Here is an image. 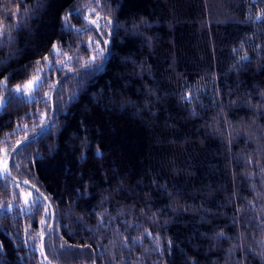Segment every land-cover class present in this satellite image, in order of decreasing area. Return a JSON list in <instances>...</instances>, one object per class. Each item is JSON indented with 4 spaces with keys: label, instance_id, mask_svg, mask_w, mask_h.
I'll list each match as a JSON object with an SVG mask.
<instances>
[{
    "label": "trees",
    "instance_id": "obj_1",
    "mask_svg": "<svg viewBox=\"0 0 264 264\" xmlns=\"http://www.w3.org/2000/svg\"><path fill=\"white\" fill-rule=\"evenodd\" d=\"M262 10L264 0H0V24L19 25L14 42L0 46V100L37 75L34 68L47 75L34 92L43 99H13L0 111V159L43 128L49 85L60 80L50 127L11 162L13 175L53 205L51 261L264 264ZM92 19L108 58L102 37L88 30ZM91 39L105 48L100 69H83L95 54ZM54 43L80 63L51 68L43 58L53 60ZM13 181L0 175V205L12 206L0 209V264H47L49 205L21 214L23 190L37 193Z\"/></svg>",
    "mask_w": 264,
    "mask_h": 264
},
{
    "label": "snow or ice",
    "instance_id": "obj_2",
    "mask_svg": "<svg viewBox=\"0 0 264 264\" xmlns=\"http://www.w3.org/2000/svg\"><path fill=\"white\" fill-rule=\"evenodd\" d=\"M96 2H98V0H96ZM17 11H19V9H17ZM24 16L25 17L27 16V9H25ZM63 20H64L63 30L67 31V32L73 31L74 26L71 24L70 20L67 17H64ZM255 20L264 22V10H262L261 12H259V14L256 15ZM88 23L90 25L95 26V28H89L88 29L89 31L96 30L98 32V35L103 37L104 33L98 31L100 25L98 24L96 19L88 20ZM110 24H111V21L108 20V21L105 22L103 27L107 28ZM18 26H19L18 24L11 25V26H5V25L0 24V46H3L4 44H7V43H13L14 42L15 38L11 35V30H12V28H15V27H18ZM75 31L79 32L80 30L76 29ZM103 43H104V45H107L108 41L104 40ZM87 45H88V48H92L93 46L95 47V54L94 55H90L88 57V59L83 62V67L89 68L90 66L95 64L97 69L102 68V60L104 59V55L103 54H104L105 48L100 46L101 45L100 40L91 39V40H89L87 42ZM69 48H71V45H69ZM51 55L53 57V60H49V57L46 55L43 58L44 61L47 62L51 68H55L57 66V63H58L61 66L60 67L61 71H63V65L67 64L69 61L75 60L76 63L79 64L80 60H81V58L79 56H75L74 57L72 55H69L68 52L63 51L55 43L52 45ZM60 56H63L64 59L56 61L55 58L60 57ZM240 59L241 60H247V57L246 56H242ZM98 60L100 61V63H96ZM0 63H2V61H0ZM35 63L39 64L40 61H36ZM27 67L28 66L26 65L25 68H27ZM34 71L37 73V75L33 76L30 80H28V82L25 83L23 85V87L17 85L15 87V89H8L9 97H8V99L3 100L2 102H0V111H2L4 109V107H6L13 99H21L22 98V100H21L22 103H36V102H38V100L43 99V96L37 98L34 95V92L39 90L41 87L44 86V84L46 83V80H47V75L45 74V76L42 78L39 75V73H41L43 70L40 69V68H34ZM6 81H7V77H5L3 81H0V88H6L7 87ZM49 86L50 87H55V85H49ZM24 90H28L27 96L23 95ZM17 94H19V95H17ZM48 95H49V98H50V94H48ZM45 102H47V101H45ZM26 115H30V114H26ZM41 115L43 117H45V118L47 117V113H42ZM34 123H36V122H34ZM24 127L27 128V125H25ZM19 128H20V126L18 125L17 129H19ZM8 135H10V134H5L6 137ZM229 135H231V133H229ZM25 140H27V137H25ZM30 143L31 142L29 141V144ZM19 154L20 153L17 152V155H19ZM37 155H38V153H37ZM8 159L9 158L7 156V152L5 151L3 159H0V175H6V176H8L10 178L11 177V171L9 169ZM13 167H19V162L18 161H14L13 162ZM261 171L264 172V168H262ZM13 182L17 183V184H19V183L28 184L29 183L27 180H23V181H19V182L13 181ZM4 186L7 187V184H5ZM36 193L37 194H36L35 199H32L31 202H29V197L31 196V192H29L25 196V199H24L25 207L24 208H20L19 207V201L16 202L15 206L17 207L18 211L21 214H25V215L31 216L33 208L36 209L37 213H39L41 210H45L44 201L47 198L44 197L42 194H40L38 189L36 190ZM249 205L253 206L252 202H249ZM10 207H12V206L7 204V203H5L3 205H0V209H3L5 211L8 210ZM48 207L50 208V205ZM46 215L48 216L49 219H51V216H52L51 212H47L46 211ZM113 220H114V217H109L106 223L111 225L113 223ZM40 222L41 223H46L47 221L41 220ZM262 223H264V222H262ZM98 226L99 227H104L105 226V221L103 219H101L99 221ZM144 234L149 236V237L152 236V233L148 232L147 230H145ZM41 235H43V234L41 233ZM122 235L123 234H121V236ZM222 236H223V233H217V237L218 238L222 237ZM134 239H137V241H138L139 238H134ZM158 243L159 242L157 241V244ZM169 243H171V242L169 241ZM258 243L262 247H264V240L258 241ZM124 246L127 247V245H124ZM60 247L63 248V247H65V245L61 244ZM0 248H2V245H0ZM262 255H264V253H262ZM45 259H47V257H45Z\"/></svg>",
    "mask_w": 264,
    "mask_h": 264
},
{
    "label": "water",
    "instance_id": "obj_3",
    "mask_svg": "<svg viewBox=\"0 0 264 264\" xmlns=\"http://www.w3.org/2000/svg\"><path fill=\"white\" fill-rule=\"evenodd\" d=\"M106 40V39H105ZM108 47H109V45L107 44L106 45V49H107V56H108ZM108 58V57H107ZM72 73H74V72H72ZM58 86H59V83L54 87V89H53V92H52V94H51V104H52V116H51V119L47 122V124L44 126V128L41 130V131H39L38 132V134L34 137V138H31V139H27V140H25V141H23V142H20L15 148H14V150L11 152V154H10V157H9V160H8V165H9V169H10V171H11V168H10V166H11V161H12V158H13V156H14V154L22 147V146H24V145H26V144H28L29 143V141L30 142H33V141H36V140H38L46 131H47V129L49 128V126H50V124H51V122H52V118L54 117V114H55V111H54V95H55V93H56V90H57V88H58ZM11 177L14 179V180H16V181H22V180H20V179H18V178H16L13 174H12V171H11ZM27 186H29V187H31L34 191H36L38 188L37 187H35L33 184H31V183H28V184H26ZM34 186V187H33ZM39 190V189H38ZM39 193L40 194H42L44 197H46L45 195H44V193H42L40 190H39ZM47 199L45 200L49 205H50V208H51V212H52V220H51V224H50V226H49V229H48V231L46 232V234H45V236H44V238H43V242H42V254H43V257L45 258V257H47V255H46V251H45V242H46V239H47V237H48V235L50 234V232L52 231V229H53V226H54V224H55V219H56V213H55V210H54V208H53V206H52V204L50 203V200H49V198L48 197H46ZM51 230V231H50ZM49 264H53V262H51L50 260H49V258L47 257V259H45Z\"/></svg>",
    "mask_w": 264,
    "mask_h": 264
},
{
    "label": "bare ground",
    "instance_id": "obj_4",
    "mask_svg": "<svg viewBox=\"0 0 264 264\" xmlns=\"http://www.w3.org/2000/svg\"><path fill=\"white\" fill-rule=\"evenodd\" d=\"M86 7V6H85ZM80 9H78V10H75L74 12H72V13H76V12H78ZM72 13H70L68 16L70 17L71 16V14ZM92 27V26H91ZM78 28V27H77ZM93 28H95V26L93 27ZM79 30H81V31H83L84 29H82V28H78ZM99 32H101L100 30H98ZM102 39H103V41L106 39L105 37H104V35H103V37H102ZM108 45H109V43H108ZM105 48H106V45H105ZM107 57H109V47H108V56H107V49H106V58ZM91 68H93L92 66H90L89 68H83V69H91ZM60 81V80H59ZM59 81L56 83V85L59 83ZM54 111H55V109H54ZM51 116H52V113H51ZM51 116H50V118H49V120L51 119ZM48 120V121H49ZM47 121V122H48ZM52 121H53V118H52ZM47 122H46V124H47ZM52 123V122H51ZM45 124V125H46ZM44 125V126H45ZM51 125V124H50ZM44 126H43V128H44ZM50 127V126H49ZM42 128V129H43ZM41 129V130H42ZM40 130V131H41ZM48 130V129H47ZM38 134V133H37ZM36 134V135H37ZM35 135V136H36ZM35 136H33V137H30V138H27V139H31V138H34ZM23 141H25V139L24 140H22V141H20V142H23ZM20 142H18L14 147H13V149L11 150V152L14 150V148L20 143ZM29 144V143H28ZM27 145V144H26ZM23 147V146H22ZM11 152L9 153V154H11ZM9 157H10V155H9ZM8 157V158H9ZM13 159V158H12ZM9 160V159H8ZM12 162V161H11ZM10 168H11V166H10ZM13 174V173H12ZM12 178V177H11ZM17 178V177H16ZM13 179V178H12ZM19 179V178H18ZM14 180V179H13ZM20 180H22V179H20ZM16 181V180H15ZM23 181V180H22ZM16 182H18V181H16ZM29 182V181H28ZM29 183H31V182H29ZM21 184H23V183H21ZM32 184V183H31ZM25 186H27L26 184H24ZM35 186V185H34ZM28 188H30L31 190H33L31 187H29V186H27ZM36 187V186H35ZM38 188V187H37ZM39 189V188H38ZM40 190V189H39ZM34 191V190H33ZM41 191V190H40ZM36 192V191H35ZM42 192V191H41ZM43 193V192H42ZM45 195V194H44ZM46 196V195H45ZM47 197V196H46ZM50 203H51V201H50ZM48 204V203H47ZM52 204V203H51ZM49 205V204H48ZM53 206V205H52ZM50 210H51V208H50ZM52 213V212H51ZM49 229V228H48ZM48 231V230H47ZM51 233V232H50ZM46 234V233H45ZM45 234H44V236H45ZM49 236V235H48ZM44 238V237H43ZM42 242H43V239H42ZM45 251H46V242H45ZM41 255H42V257H43V254H42V247H41ZM46 255H47V252H46ZM47 257H48V255H47ZM44 258V257H43ZM49 258V257H48ZM44 260H45V258H44ZM49 260H50V258H49ZM46 261V260H45ZM51 261V260H50ZM47 262V261H46ZM51 262H53V261H51ZM47 264H49L48 262H47ZM53 264H57V263H55V262H53Z\"/></svg>",
    "mask_w": 264,
    "mask_h": 264
},
{
    "label": "rangeland",
    "instance_id": "obj_5",
    "mask_svg": "<svg viewBox=\"0 0 264 264\" xmlns=\"http://www.w3.org/2000/svg\"><path fill=\"white\" fill-rule=\"evenodd\" d=\"M68 19L70 20L71 24H73V22L71 21V18H70L69 16H68ZM80 28H81V27H80ZM27 82H28V81H27ZM27 82H26V83H27ZM24 84H25V83H24ZM24 84L19 85V86L23 87ZM15 87H16V86H14L13 89H15ZM27 94H28V90H24L23 95L27 96ZM3 100H6V99H1L0 102H2ZM7 155H8V154H7ZM29 192H31V196L29 197V202H31V200L33 199V193H32V191H30L29 189H24V190H23V208L25 207V204H24L25 196H26Z\"/></svg>",
    "mask_w": 264,
    "mask_h": 264
}]
</instances>
